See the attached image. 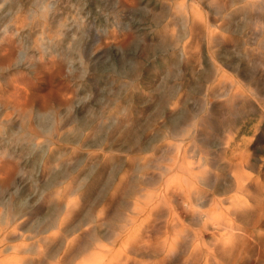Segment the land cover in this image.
<instances>
[{"label": "rangeland", "instance_id": "obj_1", "mask_svg": "<svg viewBox=\"0 0 264 264\" xmlns=\"http://www.w3.org/2000/svg\"><path fill=\"white\" fill-rule=\"evenodd\" d=\"M161 174L226 197L163 264H264V0H0V264H141Z\"/></svg>", "mask_w": 264, "mask_h": 264}, {"label": "bare ground", "instance_id": "obj_2", "mask_svg": "<svg viewBox=\"0 0 264 264\" xmlns=\"http://www.w3.org/2000/svg\"><path fill=\"white\" fill-rule=\"evenodd\" d=\"M177 150L180 151V148H178ZM172 160H173L174 163H173V165L169 166L170 167L169 171L174 170L175 167L178 165L176 163L179 160V156L173 157ZM199 164H200V162H199ZM186 166H188V165H186ZM194 170H196V169H194ZM161 172H165V171H161ZM199 172H196V173L200 174ZM189 174L193 176L194 175V172H191V170H190L189 171ZM174 176L172 175L171 177H167L166 178V176H163L161 174L160 180H162V181H161V183H159L160 180H158V183H159L158 184V188L162 187V189L159 192V194H161L163 196L158 195L157 197H153L152 195L151 196L149 195L150 198L151 197L152 198H151V200L148 203H146L145 206L143 205V206H140L139 207V206H137L139 204H135V206L133 208L136 213H142L143 211H148L150 215H155L157 217H161V216L162 217H166V218L168 217L169 220H168V224L166 226L165 225H161V226H157L156 225V227H154L151 230V232H149L148 235L147 234L140 235V238L133 239L130 236H127L126 235V234L129 233L128 231L130 230V228L132 226L135 227V225L137 224V223H135L137 221L136 220L137 217L136 218L132 217L130 219H126L124 221V225L121 222L122 225L120 226V229L118 231L117 230H114V232L109 237L113 243H115V242L116 243H119L120 242V245H124V248L126 249V251H127V253L129 255H131V254L133 255L134 254V256L136 255V257H141V260L138 259L139 261H141V264H163L165 262V260H167L168 258H171L172 257V254H175L176 250H179V246L178 245H175V242L177 241V244H178L180 242V240H182V237H180V235H179L181 231L180 230L178 231L177 229L176 230L174 229V232L175 233L177 232V238L176 239L175 238H172L167 233L175 225H178V223H177L178 220H179L180 223H185V221L181 220V217L176 214L177 211L175 209H177L180 205L182 207L183 206L184 207H187L188 210L191 209V211H193L192 212L193 216H195L193 218V220H197V219H200L201 217H204L203 215H205V213H204L205 212V209H203V206L206 203L207 204L211 203V204H214V205H218L220 203V205H221L222 204V201L226 199V197H225L223 199H219L220 202L219 201L217 202L214 197H211V195L208 194V191L206 190L205 187H202V188L201 187H196V188H192L191 187L192 189H189L188 187H185L187 185V183L182 181L185 178H183L181 180H180V178H178V180H174ZM187 180H189V178ZM187 180L185 179V181H187ZM206 180H207V178L202 175L201 181H202L203 184H204V181H206ZM193 181H195V179ZM237 185H238V183H237ZM231 186L232 185L228 186V189H230ZM239 187H240V185H239ZM178 188H179V192H178ZM228 189H226V190H228ZM226 190H225V192H226ZM155 195L156 194H154V196ZM178 198L181 199V200H177ZM151 204H152V206H151ZM148 205L151 206V208L150 207L148 208ZM177 205H178V207H177ZM210 208L212 209V207H210ZM243 208H245V207H242V208H239V209L237 207L234 210V215H236V217L238 219H240V220H244V219L246 220L247 219L248 221H253V223H255V224H259L260 223V221H261L260 218H252L250 216V214H247L248 212L245 211ZM207 210H209V209H207ZM175 215L177 217H175ZM122 220H123V218H122ZM192 221H190V222L192 223ZM206 222L208 223V220H206ZM215 223H217V222H215ZM218 224L224 225L221 228V229H224V231H223L224 233H222L223 235H221L220 238H218V239L223 240L222 238L225 235H229V234L235 233L234 232L235 231L234 224L233 225L232 224L229 225V224L224 223V222H222V223L221 222H218ZM184 229L187 230V228H184ZM190 229H192V228L190 227ZM154 233H157V234H154ZM224 239H225V237H224ZM203 245L205 246L206 254L204 253L202 246H198V245H195L194 246V249L193 250L196 252L195 253L196 260H194L195 262L201 261V258L202 257H206V261L207 262H209V260L212 259V258L214 260L215 259L216 260L217 259H220V260H222V259H228V257H227L228 256L227 255L228 250H225L224 249L225 248L224 246H227V245H223V247L216 246V245H220V244H216L214 246H208L207 244L203 243ZM106 247H108V246H106ZM96 248L97 247L95 246V249ZM148 252H151L152 255L151 254L148 255ZM224 253H225V255H224ZM130 257L131 256H128V257L123 258V259H117V257L116 258L114 257V258H111L110 259V261H109L108 264H116V263L117 264H120L122 261L128 264L129 261H130V259H129ZM156 257H161V258L157 259ZM90 259H92V258H90ZM97 259H98V262H99V258L98 257H97ZM97 259H96V261L92 260L90 263L97 262Z\"/></svg>", "mask_w": 264, "mask_h": 264}]
</instances>
